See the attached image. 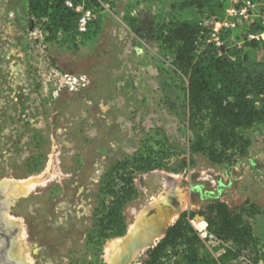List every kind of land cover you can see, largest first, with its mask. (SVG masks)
I'll return each mask as SVG.
<instances>
[{
    "label": "rangeland",
    "instance_id": "obj_1",
    "mask_svg": "<svg viewBox=\"0 0 264 264\" xmlns=\"http://www.w3.org/2000/svg\"><path fill=\"white\" fill-rule=\"evenodd\" d=\"M174 1L79 0L81 17L87 16L84 28L73 40L64 34L49 40L28 0H0V183H11L17 194L9 213L22 232L13 253L28 264L114 261L121 250L111 246L119 236L104 241L101 251L89 240L103 176L146 140L154 143L164 134L178 155L169 169L137 174L139 194L124 208L128 227L120 237L141 214L144 222H156L167 212L165 227L184 210L225 201L252 224L260 255L258 263L247 254L228 264H264V125L243 130L250 146L231 163L191 153L184 108L187 77L175 71L173 52L156 39L159 24L174 16L206 24L202 49H246L248 32L261 17L222 26L229 0H220L222 11L211 17L196 8L173 11ZM35 179L40 181L29 189ZM171 189L186 199L172 196L167 211L149 205ZM193 222L202 228L201 216ZM229 244L207 237L201 250L217 258ZM147 250L131 264H143Z\"/></svg>",
    "mask_w": 264,
    "mask_h": 264
},
{
    "label": "trees",
    "instance_id": "obj_2",
    "mask_svg": "<svg viewBox=\"0 0 264 264\" xmlns=\"http://www.w3.org/2000/svg\"><path fill=\"white\" fill-rule=\"evenodd\" d=\"M28 5L47 39H58L61 34L64 39H75L80 19L75 6L67 5L66 0H28ZM187 8L204 11L211 17L222 11L223 5L220 0H176L171 4L173 11ZM129 24L136 30L133 18ZM208 30L203 22L173 16L159 24L156 39L173 52L175 71L187 77L184 108L189 151L202 153L213 163H231L245 155L250 146L243 130L264 125V40L247 39L246 49L210 45L202 49ZM263 30L260 23L250 31ZM177 155L176 146L164 134L154 143L146 140L141 148L117 160L105 172L94 209L93 232L89 233V240L98 250L107 239L126 233L124 208L139 194L137 174L169 169ZM196 216L203 217L199 224L202 228L194 224ZM207 234L230 242L217 258L201 250ZM147 254L143 264H228L247 254L254 262L260 260L252 224L243 212L230 208L225 201L211 202L199 210H184Z\"/></svg>",
    "mask_w": 264,
    "mask_h": 264
},
{
    "label": "flooded vegetation",
    "instance_id": "obj_3",
    "mask_svg": "<svg viewBox=\"0 0 264 264\" xmlns=\"http://www.w3.org/2000/svg\"><path fill=\"white\" fill-rule=\"evenodd\" d=\"M11 188L7 183H0V264H28L13 253L22 227L9 213L16 197V193H13Z\"/></svg>",
    "mask_w": 264,
    "mask_h": 264
},
{
    "label": "built area",
    "instance_id": "obj_4",
    "mask_svg": "<svg viewBox=\"0 0 264 264\" xmlns=\"http://www.w3.org/2000/svg\"><path fill=\"white\" fill-rule=\"evenodd\" d=\"M229 2V6L227 7L228 17L219 24L222 26L236 27L238 24L249 22L252 16L258 15L261 17L259 22L264 26V2L262 0H229ZM66 3L69 6H75L76 10L80 13L79 29L84 28L87 23V16L81 17L78 2H75V0H66ZM261 10L263 15H260L262 13ZM216 31H218L217 28ZM247 37L248 39L264 40V30L261 32H248ZM208 237L211 240L216 238L213 234H209Z\"/></svg>",
    "mask_w": 264,
    "mask_h": 264
},
{
    "label": "water",
    "instance_id": "obj_5",
    "mask_svg": "<svg viewBox=\"0 0 264 264\" xmlns=\"http://www.w3.org/2000/svg\"><path fill=\"white\" fill-rule=\"evenodd\" d=\"M8 186L11 188L12 184L10 183L8 184ZM159 221L144 222L142 227L137 229L136 233L133 236H131V238L127 241L125 247L122 248L121 252H119L115 260L109 264H131L134 258L137 256L138 252L140 253V251L143 250V248L146 247V249H149L150 247L155 246L157 242L166 235L167 228L175 222L174 221L171 224L168 221L164 229L162 231H159L158 229Z\"/></svg>",
    "mask_w": 264,
    "mask_h": 264
},
{
    "label": "bare ground",
    "instance_id": "obj_6",
    "mask_svg": "<svg viewBox=\"0 0 264 264\" xmlns=\"http://www.w3.org/2000/svg\"><path fill=\"white\" fill-rule=\"evenodd\" d=\"M28 181V180H27ZM38 181H40V179H38V180H31V181H29L28 182V187H29V189L32 187V185H34L36 182H38ZM26 185V184H25ZM27 185H26V187H27ZM18 186H19V183H18ZM20 186H22L21 184H20ZM17 187V186H16ZM18 188V187H17ZM19 188H21V187H19ZM25 188V187H24ZM172 196H177L178 197V199H180V202H183L185 199H186V195L185 194H183L181 191H177V190H169L168 192H166V193H164V194H161V195H159V196H157V197H154V199H153V201H152V203L151 204H149V205H151V207L152 208H156V209H159L160 211H167L168 209H170L171 207H168V206H170V205H172ZM167 207H168V209H167ZM149 210V209H148ZM145 211V210H144ZM157 212V211H156ZM140 213H142V212H140ZM160 213V212H159ZM167 212H165V214L163 215V217L162 218H157L156 217V220L158 219V220H160L159 221V223H158V229H159V231H161V230H163V228H164V223H165V221H166V218L168 217V213L166 214ZM158 216V215H157ZM144 215L143 214H141L140 216H139V218H138V220H137V223L136 224H131V225H129V233H128V235L127 236H124V237H117L113 242H112V246L111 247H113V246H115V245H117V247L118 248H116V249H118V250H122V248H124L125 247V244L127 243V241L131 238V236H133L135 233H136V231H137V229H139V228H141L142 227V225L144 224V221L143 220H146V219H144ZM153 220L155 221V219L153 218ZM148 222H150V221H148ZM109 247H110V245H109ZM112 248H108V251H110ZM116 249H115V251H116ZM119 252V251H118ZM121 252V251H120ZM112 253V252H111ZM112 255V254H111ZM108 258L110 259V257L108 256ZM112 258V257H111ZM111 260V259H110Z\"/></svg>",
    "mask_w": 264,
    "mask_h": 264
}]
</instances>
